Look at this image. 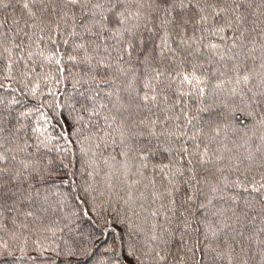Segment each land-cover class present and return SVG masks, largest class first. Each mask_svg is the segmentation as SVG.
Segmentation results:
<instances>
[{
  "label": "trees",
  "instance_id": "16d2710c",
  "mask_svg": "<svg viewBox=\"0 0 264 264\" xmlns=\"http://www.w3.org/2000/svg\"><path fill=\"white\" fill-rule=\"evenodd\" d=\"M0 264H264V0H0Z\"/></svg>",
  "mask_w": 264,
  "mask_h": 264
},
{
  "label": "snow or ice",
  "instance_id": "6c2138e0",
  "mask_svg": "<svg viewBox=\"0 0 264 264\" xmlns=\"http://www.w3.org/2000/svg\"><path fill=\"white\" fill-rule=\"evenodd\" d=\"M25 7H27V4H25Z\"/></svg>",
  "mask_w": 264,
  "mask_h": 264
}]
</instances>
